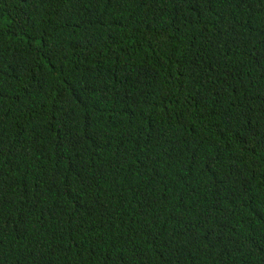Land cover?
<instances>
[{"label": "trees", "instance_id": "trees-1", "mask_svg": "<svg viewBox=\"0 0 264 264\" xmlns=\"http://www.w3.org/2000/svg\"><path fill=\"white\" fill-rule=\"evenodd\" d=\"M261 113L264 0H0V264H264Z\"/></svg>", "mask_w": 264, "mask_h": 264}, {"label": "snow or ice", "instance_id": "snow-or-ice-1", "mask_svg": "<svg viewBox=\"0 0 264 264\" xmlns=\"http://www.w3.org/2000/svg\"><path fill=\"white\" fill-rule=\"evenodd\" d=\"M261 119H264V113H261ZM249 123H252L253 121H252V119L251 118H249V121H248Z\"/></svg>", "mask_w": 264, "mask_h": 264}]
</instances>
